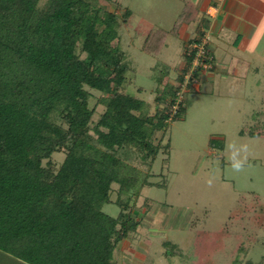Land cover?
Instances as JSON below:
<instances>
[{
  "label": "trees",
  "instance_id": "obj_1",
  "mask_svg": "<svg viewBox=\"0 0 264 264\" xmlns=\"http://www.w3.org/2000/svg\"><path fill=\"white\" fill-rule=\"evenodd\" d=\"M40 1L0 0V264H118L120 242L141 225L132 196L138 201L144 188L167 186L152 182L154 174L133 159L151 170L161 151L170 155V143L154 138L186 110L182 99L172 113L191 58L177 84L159 78L163 88L150 114L149 103L129 91L131 60L113 45L122 28L133 26V12L113 0L110 9L97 0ZM186 9L183 24H190ZM93 91L105 111L92 127ZM261 126L248 134L261 136ZM61 152L56 166L52 158ZM112 203L121 207L117 217L104 211ZM230 216L238 226L219 232L190 222L193 248L181 255L194 257L192 264H218L228 244L243 251L244 222L263 226L264 203L256 196ZM164 245L176 254L175 244Z\"/></svg>",
  "mask_w": 264,
  "mask_h": 264
},
{
  "label": "rangeland",
  "instance_id": "obj_2",
  "mask_svg": "<svg viewBox=\"0 0 264 264\" xmlns=\"http://www.w3.org/2000/svg\"><path fill=\"white\" fill-rule=\"evenodd\" d=\"M48 1L41 0L40 7ZM97 1L103 9L112 8L109 0ZM113 1L133 12V26L122 28L120 39L113 42L127 53L134 69L128 75L135 83L129 91L146 100L151 106L150 114H154L155 92L163 88L159 78L166 75V83L177 84L180 70L186 64L185 46L197 40L200 33L195 32V23L183 24L188 0ZM150 29H154L155 36L146 40ZM216 40L210 35L209 48L215 64L224 57L223 64L227 67L243 70L248 65L250 69L245 70V76L237 77L213 71V64L205 73H196L200 74L199 87L196 84L182 92V98L187 100L182 117L154 138L155 144L170 143V155L161 151L151 170L139 158L133 159L134 165L154 174L152 182L167 186L144 188L138 201L132 196L131 206L135 204L141 225L138 232L120 242L115 252L118 264L126 260L133 264H192L194 257L181 255H187L193 248L195 235L188 230L190 222L202 230L219 232L230 223L238 226L230 219L231 213L238 212L244 204L254 203L256 196L264 203V23L246 50H243L246 42L237 40L233 34L226 33L218 43ZM218 44L225 51L224 56ZM241 46L243 49L238 51ZM237 61L241 65H236ZM191 63L192 58L189 66ZM140 87L144 88L141 94ZM92 93L90 105L96 107L93 127L105 108L98 104L100 94ZM258 124H262L259 128L262 135L248 134L257 132ZM64 158L61 152L54 154L52 160L60 166ZM234 160L242 162L239 171L233 168ZM114 187L112 200L116 201L117 187ZM104 211L117 217L121 207L112 203ZM244 225L243 251L233 252L235 243L228 244L226 251L217 257L218 264H232L233 259L234 264H264V225L257 222L253 227L251 221ZM167 241L178 247L176 254H171L172 248L164 245Z\"/></svg>",
  "mask_w": 264,
  "mask_h": 264
},
{
  "label": "crops",
  "instance_id": "obj_3",
  "mask_svg": "<svg viewBox=\"0 0 264 264\" xmlns=\"http://www.w3.org/2000/svg\"><path fill=\"white\" fill-rule=\"evenodd\" d=\"M186 6L189 8V18L193 20L192 23L196 24L195 32L201 34L202 30H207L211 33L212 38H217V43L219 38L225 37L226 33L233 34L237 40L241 38L246 42L245 46L242 43L244 49L241 46L238 51L247 49L251 39L256 36L264 23V0H188ZM209 11L211 15L208 14ZM207 24L210 27L208 29H206ZM152 32L154 29L148 30L147 34ZM229 43L228 41L226 44L229 45ZM218 48L224 56L225 51L219 47V44ZM224 59V57L219 58L220 63L215 64L213 71L219 72V74H235L237 77H242L245 76V70L250 69L248 65H246L247 69H232V65L227 67L223 64ZM235 64L241 65L238 61Z\"/></svg>",
  "mask_w": 264,
  "mask_h": 264
},
{
  "label": "built area",
  "instance_id": "obj_4",
  "mask_svg": "<svg viewBox=\"0 0 264 264\" xmlns=\"http://www.w3.org/2000/svg\"><path fill=\"white\" fill-rule=\"evenodd\" d=\"M208 14L211 15L210 11ZM209 42L210 35L207 30H203V35H200L197 40L186 44L185 52L188 57L192 58V63L185 75L181 90L178 92V98L172 108V113H175L179 109V103L183 99L182 92L184 93L188 91L190 87H193V85L195 87L196 84L198 85L197 87H199L200 80L198 76L214 67L213 64H215V57L210 51Z\"/></svg>",
  "mask_w": 264,
  "mask_h": 264
},
{
  "label": "clouds",
  "instance_id": "obj_5",
  "mask_svg": "<svg viewBox=\"0 0 264 264\" xmlns=\"http://www.w3.org/2000/svg\"><path fill=\"white\" fill-rule=\"evenodd\" d=\"M233 168L237 171H239L242 168V162L239 160H234L233 162Z\"/></svg>",
  "mask_w": 264,
  "mask_h": 264
}]
</instances>
